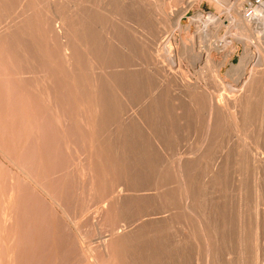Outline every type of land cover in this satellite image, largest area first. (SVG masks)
Wrapping results in <instances>:
<instances>
[{"label":"rangeland","instance_id":"1","mask_svg":"<svg viewBox=\"0 0 264 264\" xmlns=\"http://www.w3.org/2000/svg\"><path fill=\"white\" fill-rule=\"evenodd\" d=\"M23 1L0 0V264H264V165L245 151L250 144L264 151V74L243 122L235 92L218 91L213 80L243 51L233 58L213 51L202 70L187 52L206 57L211 43L238 30L254 39L256 32L229 18L235 11L228 8L237 2L242 9L245 0H192L184 8L181 0L137 1L111 5L118 14L95 15H83L78 0ZM89 2L85 7L99 5ZM149 6L176 15H151ZM199 13L219 17L209 42L204 19L190 24ZM178 19L186 24L179 27ZM81 29L88 48L74 43ZM60 31L71 41V57ZM158 46L182 59V73L160 67ZM208 90L218 101L210 134Z\"/></svg>","mask_w":264,"mask_h":264},{"label":"bare ground","instance_id":"2","mask_svg":"<svg viewBox=\"0 0 264 264\" xmlns=\"http://www.w3.org/2000/svg\"><path fill=\"white\" fill-rule=\"evenodd\" d=\"M25 1V0H24ZM24 1H23V3L22 4H24ZM36 1V0H35ZM63 1V0H62ZM71 1V0H70ZM69 1V2H70ZM74 1V0H73ZM86 1H88V0H78V5L81 7V12H82V14L84 15H86V13L87 14H90V15H93L94 13H96V11H102L103 13H106V14H118V13H120V11H119V7H116L118 10H116V9H113L112 7H111V5H113V4H115L116 6H118L119 4V6H124L126 3H131V4H134V3H136L137 1H151V0H99V5H98V7L96 6L95 7V5L94 6H92V5H88V7L86 6L85 7V5H86ZM98 1V0H97ZM172 1V0H171ZM176 1V0H175ZM179 1V0H178ZM177 1V2H178ZM207 1H211L212 3H215V4H219V5H221V4H226L227 2H226V0H207ZM57 2V1H56ZM180 2V1H179ZM181 2H183L182 4L183 5H181V8H184L185 6H189V5H192L191 3H193L192 2V0H189V1H182L181 0ZM25 3H26V1H25ZM28 3V2H27ZM26 3V4H27ZM60 3V2H59ZM71 3V2H70ZM89 3H91V0H90V2ZM98 3V2H97ZM237 3V2H236ZM235 3V4H236ZM244 3H245V5L243 6V8L241 9V8H239V7H237V6H235V4H233V5H231L229 8H228V10L229 11H232V9L235 11V13L234 14H230V19L232 20H230L231 21V23L233 22V23H235V26L237 27V28H245L249 33L250 32H256L255 34H256V37L254 38V39H251L250 37H249V39H247V38H242L241 36L243 35V34H241V36H240V34H238V31H237V35L235 34L234 36H232V37H228V36H224V37H222L220 40H218L217 42H214V43H211V46H213V47H211V48H209V52H210V50H211V54H208L207 53V56L206 57H203L202 55L200 56V54L199 55H197L196 53H193V52H191L192 51V49H190V51L188 50L187 52H190V54H191V64L194 66L193 68H196V69H198V70H202V69H200V66H201V64L202 63H204V62H208L209 61V59L210 60H213L214 58L212 57V55H213V51H215V53L217 52V53H224L225 55H227L228 57L229 56H231L232 58H233V56H235L236 55V51L238 52L239 50H242L243 51V54L242 55H240L239 56V62H234V59H230V62L229 63H227V64H229L228 65V67H226L225 68V70L221 67L219 70H218V75H216V77L213 75V80H214V82H215V88H217L218 89V91H221V90H223V91H221V92H224V90H233L234 92H235V95L237 96V100H238V105H237V112H235V113H237V114H235V115H238V119H240L241 121H246L248 118H247V116H248V109L250 108V105L252 104V91H253V89L254 88H256V87H258L259 86V84H260V81H261V78H262V75L264 74V0H259V1H255V3H256V5L254 6L253 4H252V2L250 1V0H245L244 1ZM22 4H20V5H22ZM43 4V3H42ZM61 4H62V2H61ZM88 4V3H87ZM165 4V3H164ZM167 4V3H166ZM18 5V4H17ZM16 5V6H17ZM28 5V4H27ZM55 5V4H54ZM54 5H53V7L52 8H54ZM60 5V4H59ZM63 5V4H62ZM65 5V4H64ZM71 5V4H70ZM73 5V4H72ZM141 5V4H140ZM145 5V4H144ZM247 5H248V8H247ZM250 5V6H249ZM61 6V5H60ZM163 6V5H162ZM180 6V5H179ZM227 6V5H226ZM22 7V6H21ZM47 7V6H46ZM62 7V6H61ZM73 7V6H72ZM75 7V6H74ZM77 7V6H76ZM114 7V6H113ZM146 7V6H145ZM150 7V10H155V11H152L154 14H151V13H149V15L151 14V15H155V13H165L166 14V16L165 17H168L169 19H172L173 18V16L174 15H176L175 13H176V11H177V9L176 10H174V9H170V11L169 10H167L166 11V9L165 10H161V12H160V10H158L156 7H151V6H149ZM170 7H172V6H170ZM169 7V8H170ZM127 8V7H126ZM125 8V9H126ZM130 8V7H129ZM227 8V7H226ZM25 9V8H24ZM28 9V8H27ZM30 9V8H29ZM74 9V8H73ZM76 9H78V8H76ZM131 9H133V8H131ZM131 9H130V12L129 13H131ZM144 9V8H143ZM149 9V8H148ZM163 9V8H162ZM21 10H22V8H21ZM53 10V9H52ZM181 10V9H180ZM228 10H227V12H228ZM125 11V10H124ZM56 12H58V11H56ZM138 12V11H137ZM178 12H179V9H178ZM26 13V12H25ZM80 13V12H79ZM125 13H126V11H125ZM124 13V14H125ZM230 13V12H229ZM62 14V13H61ZM81 14V13H80ZM215 14V13H214ZM43 15V14H42ZM46 15V14H45ZM57 15V14H56ZM95 15V14H94ZM98 15V14H97ZM122 15V14H121ZM139 15L141 16V14L139 13ZM138 15V16H139ZM157 15V14H156ZM52 16V15H51ZM60 16V15H59ZM62 16V15H61ZM65 16V15H64ZM63 16V17H64ZM89 16V15H88ZM103 16V15H102ZM115 16V15H114ZM133 16H134V13H133ZM137 16V17H138ZM161 16V15H160ZM206 15H202V14H197V15H195L194 17H193V19H191L192 21V23H190L191 25L195 22L194 20L197 18V21H203V19H204V22H205V28L202 30V33H203V35H205L204 37L205 38H210V36H208L209 35V33L211 32V30H210V27H212L211 25L212 24H216V22L218 23V21H219V17L218 16H216V15H212V14H209V16L207 17H205ZM227 16V15H226ZM86 17V16H85ZM105 17V16H104ZM155 17V16H154ZM175 17V16H174ZM180 17H182V16H180ZM31 18V17H30ZM55 18V17H54ZM53 18V16H52V18H51V20L52 19H54ZM107 18H111V17H107ZM113 18V17H112ZM124 18V17H123ZM142 18V17H141ZM147 18V17H146ZM178 18V17H177ZM195 18V19H194ZM7 19V18H6ZM15 19V18H14ZM22 19V18H21ZM68 19V18H67ZM73 19V18H72ZM92 19V18H91ZM61 20H62V18H61ZM64 20V19H63ZM62 20V23H64V21ZM108 20V19H107ZM115 20V19H114ZM118 20H120V19H118ZM127 20V19H126ZM125 20V21H126ZM155 20V19H154ZM179 20V19H178ZM13 22H14V20H12ZM67 21V20H66ZM93 21V20H92ZM98 21V20H97ZM103 21V20H102ZM133 21V20H132ZM159 21V20H158ZM176 21V20H175ZM16 22V21H15ZM51 22V21H50ZM59 22V21H58ZM134 22V21H133ZM57 23V22H56ZM61 23V24H62ZM84 23H85V21H84V19L83 20H81L79 23H78V25H79V27L82 25H84ZM170 23V22H169ZM181 23H185L186 24V22H184L182 19H180L179 21H178V23H177V25L179 26V24H181ZM17 24V23H16ZM31 24V23H30ZM90 24V23H89ZM120 24V23H119ZM173 24H175L176 25V23H173ZM222 24V23H221ZM63 25V27L65 28L66 26L64 25V24H62ZM96 25V24H95ZM98 25V24H97ZM102 25H103V22H102ZM113 25V24H112ZM120 25H122V24H120ZM231 25V24H230ZM53 26V25H52ZM56 26H58V24L56 25ZM61 26V25H60ZM81 26V27H82ZM115 26V25H114ZM122 26H124V25H122ZM125 26H127V25H125ZM189 26V25H188ZM218 26V25H217ZM254 26V27H253ZM11 27H12V25H11ZM30 27H31V25H30ZM44 27H45V25H44ZM59 27V26H58ZM71 27V26H70ZM116 27V26H115ZM128 27V26H127ZM132 27V26H131ZM140 27V26H139ZM180 27V26H179ZM190 27V26H189ZM219 27V26H218ZM233 27V26H232ZM251 27L253 28V29H251ZM14 28V27H13ZM73 28V27H72ZM120 28H121V26H120ZM119 28V29H120ZM125 28V27H124ZM178 28V27H177ZM200 28V27H199ZM31 29H33V28H31ZM66 29V28H65ZM74 29V28H73ZM78 29V28H77ZM94 29V28H93ZM117 29V28H116ZM174 29V28H173ZM212 29V28H211ZM215 28H213V32L215 31L214 30ZM233 29V28H232ZM42 30V29H41ZM55 30H56V27H55ZM58 30V29H57ZM57 30H56V32H57ZM75 30V29H74ZM104 30V29H103ZM102 30V31H103ZM131 30H133V29H131ZM209 30H210V32H209ZM22 31V30H21ZM33 31V30H32ZM31 31V32H32ZM67 31V30H66ZM85 30L84 29H81V30H77L76 31V34H75V41H74V43L76 42V44H78L80 47H84V46H86V48H88L89 46V42H90V39L87 37V36H85L86 34H85V32H84ZM98 31V30H97ZM120 31V30H119ZM123 31V30H122ZM121 31V32H122ZM142 31V30H141ZM196 31V30H195ZM68 32V31H67ZM136 32V29L134 30V33ZM138 32V31H137ZM233 32V31H232ZM240 32V31H239ZM34 33V32H33ZM58 34H59V32H57ZM72 33V32H71ZM104 33V32H103ZM107 33V32H106ZM140 33V32H139ZM144 33V32H143ZM142 33V34H143ZM227 33V32H226ZM225 33V34H226ZM35 34V33H34ZM54 34V33H53ZM58 34H57V37H58ZM60 34L62 35L61 37L63 38V46H64V49H65V53H66V57H67V55L69 56V57H71L72 56V47H71V41L69 40V38L67 37V35H66V32H62V31H60ZM99 34V33H98ZM132 34V33H131ZM216 34V33H215ZM231 34V33H230ZM55 35H56V33H55ZM54 35V36H55ZM72 35V34H71ZM108 35H110L109 33H108ZM199 35V34H198ZM229 35V34H228ZM250 35V34H249ZM39 36V35H38ZM51 36V35H50ZM103 36H104V34H103ZM107 36V35H106ZM112 36V35H111ZM120 36V35H119ZM134 36V35H133ZM169 36V35H168ZM34 37V36H33ZM52 37V36H51ZM56 37V38H57ZM105 37V36H104ZM138 37V36H137ZM136 36H135V38H137ZM245 37V36H244ZM252 37V36H251ZM53 38V37H52ZM116 38V37H115ZM122 38V37H121ZM209 38H208V42H209ZM60 39V38H59ZM105 39V38H104ZM138 39V38H137ZM165 39V38H164ZM163 39V40H164ZM175 38H173L172 39V37H170V38H168V41L170 42L171 40H174ZM186 39V38H185ZM216 39V38H215ZM73 40H74V38H73ZM72 40V41H73ZM206 39H204V41H205ZM108 41V40H107ZM184 41V40H183ZM55 42V41H54ZM109 42V41H108ZM113 42V41H112ZM182 42V41H181ZM207 42V43H208ZM236 42H237V45H236ZM37 43V42H36ZM122 43V42H121ZM209 43V44H210ZM240 43V44H239ZM49 44H50V42H49ZM106 44V43H105ZM110 44H111V42H110ZM189 44V43H188ZM187 44V45H188ZM209 44H208V46H204L206 49H207V47H209ZM240 46H239V45ZM77 45V46H78ZM107 45V44H106ZM146 45V44H145ZM184 45V44H183ZM191 45V44H190ZM190 45H188V46H190ZM204 45H207V44H204ZM62 46V45H61ZM149 46V45H148ZM177 46V45H176ZM59 47V46H58ZM105 47V46H104ZM126 47V46H125ZM131 47V46H130ZM135 47V46H134ZM145 47V46H144ZM147 47V46H146ZM185 46H183V50L186 48H184ZM75 48V47H74ZM117 48V47H116ZM115 48V49H116ZM121 48H123V50H124V46L123 47H121ZM132 48V47H131ZM141 48V47H140ZM189 48V47H188ZM187 48V49H188ZM190 48H191V46H190ZM174 49H175V47H174ZM177 49V48H176ZM203 49V48H202ZM61 50L63 51V49L61 48ZM82 50V49H81ZM178 50H179V48H178ZM180 50H181V47H180ZM119 51V50H118ZM125 51H128V50H125ZM132 53H133V51L132 50H130ZM135 51H136V49H135ZM149 51V50H148ZM155 51L157 52V54H158V58H159V65H160V67H162L166 72H167V74H172V75H179L178 73H182V69H181V65H182V59L180 58V56H179V58L181 59V60H178V55L177 54H173V50L171 49V47L170 46H165V47H160V46H158L157 48H155ZM120 52H122V51H120ZM136 52H138V51H136ZM135 52V53H136ZM144 52V51H143ZM153 52V51H152ZM179 52V51H178ZM181 52V51H180ZM186 52V51H185ZM203 52V51H202ZM154 53V52H153ZM182 53V52H181ZM204 53H206V52H204ZM60 54V53H59ZM74 54V53H73ZM134 54V53H133ZM138 53H136V55H137ZM185 54V53H184ZM187 54V57H188V54L189 53H186ZM123 55V54H122ZM135 55V54H134ZM218 55V54H217ZM60 56H61V54H60ZM130 56V55H129ZM139 56V55H138ZM185 56V55H184ZM222 56V55H221ZM91 57H92V54H91ZM90 57V58H91ZM121 57V56H120ZM186 57V58H187ZM220 57V56H219ZM97 58V57H96ZM125 58V57H124ZM123 58V59H124ZM139 58V57H138ZM213 58V59H212ZM62 59V58H61ZM75 59V58H74ZM86 59V58H85ZM84 59V60H85ZM135 59V58H134ZM87 60V59H86ZM90 60H92V59H90ZM96 60V59H95ZM95 60H93L94 62H95ZM69 61V60H68ZM141 61V60H140ZM222 61V60H221ZM220 61V62H221ZM76 62V61H75ZM91 62V61H90ZM137 62V61H136ZM184 63V62H183ZM210 63V62H209ZM219 63V62H218ZM107 64H108V62H107ZM128 64V63H127ZM143 64H145V63H143ZM75 65V64H74ZM120 65V64H119ZM223 65H225V64H223ZM127 66V65H126ZM153 66V65H152ZM156 66V65H155ZM154 66V67H155ZM184 66V65H183ZM96 68H97V66H95ZM99 67V66H98ZM108 67V66H107ZM138 67H139V65H138ZM144 67H146V66H144ZM68 68V67H67ZM91 68H93V67H91ZM120 68V67H119ZM136 68V67H135ZM142 68V67H141ZM140 68V69H141ZM161 68V69H162ZM183 68V67H182ZM187 68V67H186ZM70 69V68H69ZM72 69V68H71ZM75 69V68H74ZM88 69H90L89 67H88ZM101 70H102V68H100ZM109 69V67L106 69V70H108ZM118 69V68H117ZM121 69H125V68H121ZM127 69V68H126ZM131 69V68H130ZM150 69V68H149ZM204 69V68H203ZM68 70V69H67ZM104 70V69H103ZM186 70V69H185ZM84 71V70H83ZM100 71V70H99ZM118 71H119V69H118ZM132 71V70H131ZM134 71V70H133ZM136 71V70H135ZM138 71V70H137ZM141 71V70H140ZM213 71V70H212ZM91 71L89 70V73H90ZM94 72H95V70H94ZM139 72V71H138ZM148 72H150V73H152L151 72V69H150V71L148 70ZM81 73H82V71H81ZM88 73V74H89ZM110 73V72H109ZM161 73V72H160ZM200 73V72H199ZM198 73V74H199ZM213 73V72H212ZM64 74V73H63ZM100 74H102L101 72H100ZM105 74V73H104ZM123 74H125L126 75V73L124 72ZM146 74V73H145ZM166 74V75H167ZM192 74V73H191ZM197 74V75H198ZM46 75V74H45ZM68 75V74H67ZM72 75H73V73H72ZM90 75V74H89ZM93 75V74H92ZM112 75V74H111ZM154 75V74H153ZM164 75V74H163ZM202 75V74H201ZM70 76V74L68 75V77ZM202 76H205L204 74L202 75ZM264 76V75H263ZM195 77V76H194ZM200 77V76H199ZM207 77V76H206ZM47 78V77H46ZM91 78V77H90ZM107 78V77H106ZM129 78V77H128ZM131 78V77H130ZM138 78V77H137ZM183 78V77H182ZM181 78V79H182ZM190 77H188L187 79H189ZM203 78V77H202ZM45 79V78H44ZM51 79V78H50ZM108 79V78H107ZM139 79V78H138ZM137 79V80H138ZM151 79H152V77H151ZM177 79V78H176ZM185 79V78H184ZM196 79H198L197 77H196ZM207 79H209V78H207ZM52 80V79H51ZM89 80V79H88ZM92 80V79H91ZM98 80V79H97ZM153 80V79H152ZM151 80V81H152ZM169 80V79H168ZM178 80V79H177ZM211 80V79H210ZM231 81V83L230 84H228L229 82L228 81ZM263 80H264V78H263ZM262 80V81H263ZM50 81V80H49ZM71 81H72V79H71ZM106 81V80H105ZM115 81V80H114ZM117 81V80H116ZM197 81V80H196ZM198 81H199V79H198ZM202 81V80H201ZM201 81H200V83H201ZM207 81V80H206ZM65 82V81H64ZM90 82V81H89ZM100 82V81H99ZM122 82V81H121ZM133 82V81H132ZM181 82H183V81H181ZM98 83V82H97ZM115 83V82H114ZM129 83V82H128ZM206 83H208V81L206 82ZM259 83V84H258ZM83 84V83H82ZM103 84V83H102ZM101 84V85H102ZM137 84H138V82H137ZM163 84V83H162ZM53 85H54V83H53ZM99 85V84H98ZM124 85H125V83H124ZM192 84L190 83V81L188 82V81H185V84H184V88L186 89V90H189V89H192V86H191ZM195 85V84H194ZM81 86V85H80ZM86 86V85H85ZM95 86V85H94ZM97 86V85H96ZM123 86V85H122ZM130 86H133V84L132 85H130ZM92 87V86H91ZM99 87L101 88V86L99 85ZM112 87V86H111ZM135 87V86H134ZM195 88H199L197 85H195L194 86ZM207 87V86H206ZM213 87V86H212ZM86 88V87H85ZM126 88H128V87H126ZM159 88H160V86H159ZM170 88V87H169ZM214 88V87H213ZM264 88V87H263ZM79 89V88H78ZM88 89V88H87ZM95 89V88H94ZM102 89V88H101ZM100 89V90H101ZM122 89V88H121ZM125 89V88H124ZM153 89V88H152ZM204 89H205V86H204ZM207 89V88H206ZM209 89H210V87H209ZM91 90V89H90ZM104 89H102V91H103ZM107 90V89H106ZM117 90V89H116ZM263 90V89H262ZM110 91V90H109ZM178 91V90H177ZM181 91V90H180ZM185 91V90H184ZM204 91V90H203ZM207 91V90H206ZM209 91V90H208ZM214 91H216V90H214ZM232 91V92H233ZM81 92V91H80ZM82 92H83V90H82ZM85 92V91H84ZM90 92V91H89ZM94 92H96V91H94ZM106 92V91H105ZM108 92V91H107ZM110 92H112V91H110ZM127 92V91H126ZM201 92V91H200ZM210 92V91H209ZM221 92H220V94H221ZM258 92V91H257ZM87 94H88V92H86ZM103 93H104V91H103ZM197 93V92H196ZM203 93H205V92H203ZM208 93V92H207ZM230 93V92H229ZM228 93V94H229ZM255 93V92H254ZM50 94V93H49ZM96 94H97V92H96ZM99 94V93H98ZM97 94V95H98ZM101 94V93H100ZM121 94V93H120ZM224 94V93H223ZM232 95H233V93H231ZM81 95V94H80ZM85 95V94H84ZM104 95H106V93L104 94ZM122 95V94H121ZM125 95V94H124ZM133 95V94H132ZM199 94H197V96H198ZM206 95V94H205ZM227 95V94H226ZM225 94L223 95V96H226ZM82 96V95H81ZM109 96V98H111L110 97V95H108ZM154 96V95H153ZM218 96V95H217ZM228 96V95H227ZM98 97V96H97ZM100 97H101V95H100ZM105 97H107V96H105ZM125 97V96H124ZM149 98V97H148ZM180 98V97H179ZM223 98V97H222ZM230 98H231V96H230ZM232 98H233V96H232ZM255 98V97H254ZM92 99V98H91ZM104 99H106V98H104ZM192 99V98H191ZM220 99V98H219ZM234 100L236 99V98H233ZM129 100V99H128ZM233 101V100H232ZM103 102V101H102ZM115 102V101H114ZM113 102V103H114ZM130 102H131V100H130ZM235 102V101H234ZM86 103V102H85ZM97 103H98V100H97ZM111 103V102H110ZM129 103V102H128ZM202 103V102H201ZM235 104H237V102L235 103ZM261 104V103H260ZM85 105V104H84ZM95 105H96V102H95ZM113 105V104H112ZM144 105V104H143ZM189 105V104H188ZM209 107H210V111H207V113L210 115V117H209V127H208V133L210 134V132H211V130H212V124H213V122H214V120H216V117H217V107H218V101H217V99H216V97H214V95L210 92V95L208 96V104H207ZM233 105V104H232ZM94 106V105H93ZM106 106V105H105ZM114 106V105H113ZM130 106V105H129ZM87 107H89V106H87ZM86 107V108H87ZM148 107V106H147ZM203 107V106H202ZM220 107V106H219ZM232 107V106H231ZM84 108V107H83ZM94 108V107H93ZM92 108V109H93ZM103 108H105V107H103ZM114 108H116V107H114ZM233 108L234 107H232V110H233ZM235 108H236V106H235ZM234 108V109H235ZM82 109V108H81ZM123 109V108H122ZM195 109V108H194ZM264 109V108H263ZM124 110V109H123ZM209 110V109H208ZM231 110V111H232ZM236 110V109H235ZM95 111V110H94ZM99 111V110H98ZM125 111V110H124ZM133 111V110H132ZM206 111V110H205ZM219 111V110H218ZM264 111V110H263ZM203 112V111H202ZM233 112V111H232ZM134 113H135V111H134ZM150 113V112H149ZM79 114V113H78ZM130 114V113H129ZM133 114V113H132ZM228 114V113H227ZM107 115V114H106ZM115 115V114H114ZM136 115V114H135ZM96 116V115H95ZM123 116H125V115H123ZM133 116V115H132ZM154 116V115H153ZM113 117V116H112ZM122 117V116H121ZM127 117V116H126ZM237 117V116H236ZM116 118H118V117H116ZM124 118V117H123ZM127 118H129V117H127ZM113 120H114V118H113ZM107 121V120H106ZM127 121V120H126ZM119 122H120V119H119ZM122 122H124V121H122ZM239 122V120H237V123ZM92 123H94V122H92ZM112 123H114V121H112ZM115 123H116V121H115ZM130 123V122H129ZM246 123V122H245ZM120 124V123H119ZM215 124V123H214ZM235 124V123H234ZM225 125V124H224ZM232 125V124H231ZM252 125V124H251ZM120 126V125H119ZM119 126L117 127V128H119ZM146 126V125H145ZM144 126V127H145ZM159 126V125H158ZM235 126H237V128H236V130H237V136L241 139V141H243L244 139H245V136H243L244 135V132H243V129H242V126L240 127V125H235ZM246 126V125H245ZM143 127V126H142ZM138 128V127H137ZM146 128V127H145ZM144 128V129H145ZM221 128V127H220ZM224 129V128H223ZM250 129V128H249ZM149 130V129H148ZM131 131H133V130H131ZM150 131V130H149ZM217 131V130H216ZM226 131V130H225ZM229 131V130H228ZM220 132V131H219ZM218 132V133H219ZM236 132V131H235ZM227 133V132H226ZM234 133V132H233ZM128 134V133H127ZM113 135V134H112ZM207 135V134H206ZM235 135V134H234ZM258 135H260V134H258ZM257 135V136H258ZM207 136H209V135H207ZM217 136V135H216ZM231 136V135H230ZM251 136V135H250ZM210 137H211V135H210ZM231 138V137H230ZM229 138V139H230ZM250 138V137H249ZM257 138H259V137H257ZM256 138V139H257ZM237 139V138H236ZM251 139V138H250ZM156 140V139H155ZM231 140V139H230ZM252 140V139H251ZM250 140V141H251ZM156 141H158V140H156ZM229 141V140H228ZM232 141V140H231ZM231 141H230V143H231ZM245 141V140H244ZM236 142V141H235ZM260 142H261V140H260ZM234 143V142H233ZM250 143V142H249ZM251 143H252V141H251ZM258 143V142H257ZM254 144V143H253ZM234 145V148H235V145L236 144H233ZM257 145V144H256ZM224 146V145H223ZM243 146H245V144H243ZM258 147V146H257ZM259 147H260V145H259ZM262 147V146H261ZM264 147V146H263ZM255 148V147H254ZM254 148H252V146H251V144L250 145H248V147H246L245 148V151H246V153L247 154H249L250 156H252L253 157V160L255 159V160H261L262 162H261V165H264V164H262L264 161H263V159H264V151H257V150H255ZM162 150V149H161ZM242 150H244V149H242ZM163 151V150H162ZM211 151V150H210ZM166 152V151H165ZM234 152V151H233ZM240 152V151H239ZM200 153V152H199ZM208 153V152H207ZM236 153V152H235ZM243 154H244V152H242ZM197 154V153H196ZM203 154H205V153H203ZM213 155V154H212ZM237 155V154H236ZM181 157V156H180ZM197 157V156H196ZM196 157H194V158H196ZM202 158V157H201ZM248 160V159H247ZM181 162V161H180ZM255 163H256V161H254ZM186 163V162H185ZM247 165V164H246ZM256 165V164H255ZM184 166H185V164H184ZM259 166V165H258ZM260 167V166H259ZM264 167V166H263ZM185 168V167H184ZM260 169H261V167H260ZM178 170H179V167H178ZM184 170V169H183ZM262 170V169H261ZM264 170V169H263ZM180 171V173H181V175H183L182 174V172H181V170H179ZM184 171H186V169L184 170ZM239 172V171H238ZM254 172V171H253ZM248 173V172H247ZM184 176V175H183ZM186 176V175H185ZM240 176V175H239ZM238 176V177H239ZM259 176V175H258ZM241 178V177H240ZM182 179H184V178H182ZM182 181V180H181ZM185 181V180H184ZM183 181V182H184ZM247 182V181H246ZM186 183V182H185ZM184 183V184H185ZM249 183V182H248ZM257 183V182H256ZM183 185V184H182ZM185 188H186V186H184ZM249 187V186H248ZM184 188V189H185ZM187 191H189V190H187ZM186 190H185V192H187ZM190 192V191H189ZM254 192H255V190H254ZM188 193V192H187ZM119 194V193H118ZM187 195V194H186ZM259 195V194H258ZM118 196V195H117ZM122 196V195H121ZM185 197V196H184ZM257 197V196H256ZM115 199H116V197H115ZM180 200H182V199H180ZM189 200V199H188ZM194 200V199H193ZM192 200V201H193ZM195 201V200H194ZM182 202V201H181ZM186 202V201H185ZM191 202V201H190ZM192 203V202H191ZM188 204V203H187ZM195 204V203H194ZM192 205V204H191ZM200 205V204H199ZM186 206V205H185ZM187 208V207H186ZM200 210V209H199ZM254 211V210H253ZM256 211V210H255ZM258 211V210H257ZM187 212H188V210H187ZM254 213H256V212H254ZM191 215H193V214H191ZM195 217V216H194ZM195 221V220H194ZM193 221V222H194ZM200 223V222H199ZM199 225V224H198ZM200 226H201V228H202V224H200ZM209 226V225H208ZM210 227V226H209ZM199 229H200V227H199ZM203 229V228H202ZM205 229V228H204ZM204 229H203V232H204ZM207 232V231H206ZM200 233V232H199ZM200 234H202V233H200ZM199 234V235H200ZM205 235V234H204ZM214 237V236H213ZM211 239V238H210ZM213 239V238H212ZM205 241V240H204ZM209 241V240H208ZM85 242V241H84ZM207 242V241H206ZM210 242H211V240H210ZM212 242H213V240H212ZM217 242V241H216ZM209 243V242H208ZM212 243H210V245H211ZM157 246V245H156ZM211 246H213V245H211ZM210 246V247H211ZM204 247H205V245H204ZM207 248H209L208 246H207ZM212 248V247H211ZM210 248V249H211ZM206 250V249H205ZM209 250V249H208ZM212 251L214 250V248H212L211 249ZM217 252V251H216ZM212 253V252H211ZM215 253V252H214ZM213 254V253H212ZM211 257V256H210ZM209 256L207 257V259L208 258H210ZM214 257V256H213ZM206 261V260H205ZM210 263V262H209ZM213 263V262H212Z\"/></svg>","mask_w":264,"mask_h":264},{"label":"built area","instance_id":"3","mask_svg":"<svg viewBox=\"0 0 264 264\" xmlns=\"http://www.w3.org/2000/svg\"><path fill=\"white\" fill-rule=\"evenodd\" d=\"M251 2H252V4L255 6L256 5V3H255V1H259V0H250ZM250 6V5H249ZM247 8H248V5H247Z\"/></svg>","mask_w":264,"mask_h":264}]
</instances>
